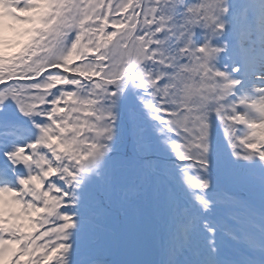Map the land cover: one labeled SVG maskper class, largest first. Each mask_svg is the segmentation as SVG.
<instances>
[{"label":"snow or ice","instance_id":"obj_1","mask_svg":"<svg viewBox=\"0 0 264 264\" xmlns=\"http://www.w3.org/2000/svg\"><path fill=\"white\" fill-rule=\"evenodd\" d=\"M0 264H264V0H0Z\"/></svg>","mask_w":264,"mask_h":264},{"label":"rangeland","instance_id":"obj_2","mask_svg":"<svg viewBox=\"0 0 264 264\" xmlns=\"http://www.w3.org/2000/svg\"><path fill=\"white\" fill-rule=\"evenodd\" d=\"M10 23V22H9ZM7 34V33H6Z\"/></svg>","mask_w":264,"mask_h":264}]
</instances>
